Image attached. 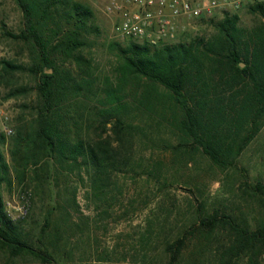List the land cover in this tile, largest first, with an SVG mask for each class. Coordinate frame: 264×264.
<instances>
[{"label": "rangeland", "instance_id": "obj_1", "mask_svg": "<svg viewBox=\"0 0 264 264\" xmlns=\"http://www.w3.org/2000/svg\"><path fill=\"white\" fill-rule=\"evenodd\" d=\"M75 1L92 9L90 24L97 28L86 34V44L78 50L90 60V67L87 69L85 63L73 59L60 58L59 63L75 76L83 75L93 81V94L98 96L91 94L88 106L95 109L94 106H100L96 98L118 79L120 59L109 43L125 45L130 40H116L111 36V19L102 10L105 0ZM260 1L264 0H257ZM60 12H54L53 19L47 21V33L52 35L58 31L57 35L61 36L69 28ZM236 13L239 24L246 28L262 20L258 13L249 12L247 6ZM23 29V12L17 1L0 0V60L30 63L32 42L6 34H17ZM213 31L206 21H197L181 40L196 35L208 37ZM13 81L30 86L35 83L28 71L16 73ZM134 83V79H129L125 93L133 89ZM135 85L139 90L136 98L133 93L125 95L132 102L128 118L135 128L122 140L110 130L111 124L104 133L113 139L114 146L120 144L117 151L124 162L112 171L106 187L97 193L85 170L80 171L69 163L55 165L57 171L50 184L45 179L48 172L43 161L30 165L23 181L18 179L12 168L10 149L20 119L31 122L34 118L36 97L31 91L6 98L8 85L0 84V121L14 129L10 135L0 129L3 135V138L0 135V151L11 171L10 183L0 185L5 213L23 241L50 252L59 264H166L165 242L179 236L186 237L183 252L187 262L184 264H224L215 251L227 244L225 230L206 234L196 229V223L213 209L230 214L237 222H246L253 229L262 221L263 208L250 193L249 185L264 183V125L235 164L222 168L181 130L182 111L164 87H149L142 81ZM146 88L151 92L148 100L140 96ZM162 102L164 108L160 107ZM97 125L92 121L85 137L96 139L100 132ZM0 264L47 263L30 253H14L0 246ZM232 264H264V254L255 256L253 262L244 254Z\"/></svg>", "mask_w": 264, "mask_h": 264}, {"label": "trees", "instance_id": "obj_2", "mask_svg": "<svg viewBox=\"0 0 264 264\" xmlns=\"http://www.w3.org/2000/svg\"><path fill=\"white\" fill-rule=\"evenodd\" d=\"M16 1L23 12L24 29L6 34L31 41L34 50L27 65L2 58L0 84L8 85L6 98L31 91L36 97L34 118L31 122L20 119L10 149L12 168L20 181L26 178L30 165L43 161L48 172L45 179L50 184L57 171L55 165L69 163L85 170L94 190L100 193L112 171L124 162L117 151L120 144L114 146L113 139L104 133L111 124L110 130L122 140L135 128L128 118L132 102L126 96L133 93L136 98L139 90L135 84L140 81L168 91L182 111L181 130L219 167L234 165L264 125V1L247 5L249 12L258 13L262 19L252 28L241 26L236 12H226L220 19H202L214 29L208 37L196 35L160 47L134 41L125 45L109 43L120 59L118 79L96 98L100 106H94L95 109L88 106L89 96H98L93 94V81L83 75L75 76L59 63L60 58L73 59L85 63L87 69L90 67V60L78 50L86 44V34L97 30L90 24L92 9L75 0ZM58 11L70 25L61 36L58 31L51 35L45 28ZM20 71H28L34 77L33 86L14 83L13 78ZM131 78L135 80L133 89L125 93ZM148 89L140 95L147 100L151 95ZM92 121L100 128L94 140L85 137ZM10 181V165L0 151V185ZM249 188L264 211V183L257 182ZM196 224V229L206 234L225 230L227 244L215 251L224 264H232L244 254L253 262L255 256L264 254V216L253 229L246 222H237L232 215L213 209ZM185 242L184 236L165 242L166 264L187 262ZM0 246L14 253H30L47 264H59L50 252L33 248L21 239L5 213L1 193Z\"/></svg>", "mask_w": 264, "mask_h": 264}, {"label": "built area", "instance_id": "obj_3", "mask_svg": "<svg viewBox=\"0 0 264 264\" xmlns=\"http://www.w3.org/2000/svg\"><path fill=\"white\" fill-rule=\"evenodd\" d=\"M257 0H105L104 14L111 19V36L150 47L176 43L197 21L236 12ZM0 129H14L0 121Z\"/></svg>", "mask_w": 264, "mask_h": 264}, {"label": "water", "instance_id": "obj_4", "mask_svg": "<svg viewBox=\"0 0 264 264\" xmlns=\"http://www.w3.org/2000/svg\"><path fill=\"white\" fill-rule=\"evenodd\" d=\"M243 65V64H242ZM50 71V70H49Z\"/></svg>", "mask_w": 264, "mask_h": 264}]
</instances>
